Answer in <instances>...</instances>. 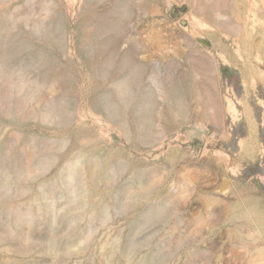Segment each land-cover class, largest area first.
Wrapping results in <instances>:
<instances>
[{"label": "rangeland", "instance_id": "374dc122", "mask_svg": "<svg viewBox=\"0 0 264 264\" xmlns=\"http://www.w3.org/2000/svg\"><path fill=\"white\" fill-rule=\"evenodd\" d=\"M0 264H264V0H0Z\"/></svg>", "mask_w": 264, "mask_h": 264}]
</instances>
